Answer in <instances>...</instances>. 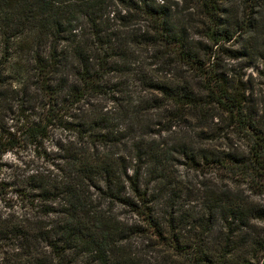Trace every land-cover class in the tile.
<instances>
[{"label": "trees", "instance_id": "trees-1", "mask_svg": "<svg viewBox=\"0 0 264 264\" xmlns=\"http://www.w3.org/2000/svg\"><path fill=\"white\" fill-rule=\"evenodd\" d=\"M234 2L0 0V264H264V103L227 69L264 0Z\"/></svg>", "mask_w": 264, "mask_h": 264}, {"label": "rangeland", "instance_id": "rangeland-1", "mask_svg": "<svg viewBox=\"0 0 264 264\" xmlns=\"http://www.w3.org/2000/svg\"><path fill=\"white\" fill-rule=\"evenodd\" d=\"M232 10L240 13L242 7L240 0H235ZM260 17L264 12L260 10ZM246 45L251 52L249 58L232 60L227 63V69L233 74H239L243 82L253 92V99L260 106L264 103V80L260 74L264 70V22L260 23L247 37ZM58 138L54 135L53 141L47 143L46 147L54 150L53 143ZM237 143V138H236ZM3 169L1 177L9 184H14L27 169H31L34 163L31 149H20L16 152L7 153L3 157Z\"/></svg>", "mask_w": 264, "mask_h": 264}]
</instances>
